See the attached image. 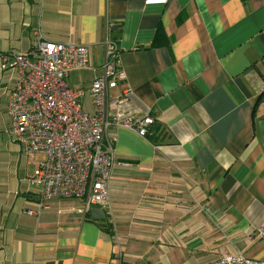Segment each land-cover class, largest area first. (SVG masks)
Wrapping results in <instances>:
<instances>
[{
    "label": "crops",
    "instance_id": "crops-1",
    "mask_svg": "<svg viewBox=\"0 0 264 264\" xmlns=\"http://www.w3.org/2000/svg\"><path fill=\"white\" fill-rule=\"evenodd\" d=\"M119 42V110L160 126L156 138L112 125L111 213L60 197L36 214L30 176L42 154H24L9 127L16 69L36 30L89 47L100 74L105 23ZM166 43L152 45L156 30ZM88 71L93 72L90 76ZM83 109L94 108L84 93ZM264 0H0V264H204L223 253L264 260Z\"/></svg>",
    "mask_w": 264,
    "mask_h": 264
},
{
    "label": "built area",
    "instance_id": "built-area-1",
    "mask_svg": "<svg viewBox=\"0 0 264 264\" xmlns=\"http://www.w3.org/2000/svg\"><path fill=\"white\" fill-rule=\"evenodd\" d=\"M113 26L105 23L106 37L100 74L87 90L71 88L69 73L89 68V47L80 42H56L37 29L32 47L25 53L1 55V69H16L18 76L10 93L7 113L9 127L16 133L24 154H42L28 180L37 187L36 214L60 197H78L85 205H103L111 213L108 183L115 162L113 142L107 131L120 125L146 136L150 116L143 118L118 112L111 116L114 102L110 90L124 75L117 62L119 42L108 36ZM88 93L94 108L83 109ZM261 234L264 229L259 228ZM204 264H264L241 252L223 253Z\"/></svg>",
    "mask_w": 264,
    "mask_h": 264
},
{
    "label": "trees",
    "instance_id": "trees-1",
    "mask_svg": "<svg viewBox=\"0 0 264 264\" xmlns=\"http://www.w3.org/2000/svg\"><path fill=\"white\" fill-rule=\"evenodd\" d=\"M163 37H164L163 32L161 31L160 28H158L155 32V37H154V41H153L152 45H156V44H158V42H159V44H162V43L165 44L166 43L165 39L161 41V39ZM119 52H120V49H119ZM152 133H153V135H155L156 138L161 133L160 126L156 122H153L152 124H150V126L147 129L146 135H151Z\"/></svg>",
    "mask_w": 264,
    "mask_h": 264
},
{
    "label": "rangeland",
    "instance_id": "rangeland-1",
    "mask_svg": "<svg viewBox=\"0 0 264 264\" xmlns=\"http://www.w3.org/2000/svg\"><path fill=\"white\" fill-rule=\"evenodd\" d=\"M92 73H93V72H91V71H88V74H89L90 76L92 75Z\"/></svg>",
    "mask_w": 264,
    "mask_h": 264
}]
</instances>
